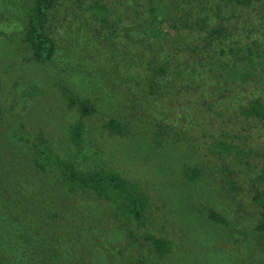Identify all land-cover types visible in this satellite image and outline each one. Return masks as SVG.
Returning <instances> with one entry per match:
<instances>
[{"label": "rangeland", "instance_id": "1", "mask_svg": "<svg viewBox=\"0 0 264 264\" xmlns=\"http://www.w3.org/2000/svg\"><path fill=\"white\" fill-rule=\"evenodd\" d=\"M32 1L0 0V264H264L253 199L264 189V118L242 112L252 99L264 104V1L222 17L235 59L247 49L257 55L245 67L236 62L244 75L214 74L204 85L156 77L167 57L130 34L149 12L135 0L104 1L117 7L108 23L123 29L113 40L82 0H58L45 23L51 56L30 60L23 27ZM217 2L191 0L190 8L213 11ZM133 64L138 71L124 68ZM66 92L91 112L80 113ZM76 121L79 147L68 132ZM41 137L80 167L133 181L149 198L144 223L125 221L90 192L69 193L55 170L37 169L30 158ZM220 139L232 147L222 154L212 145ZM145 234L171 248L158 256Z\"/></svg>", "mask_w": 264, "mask_h": 264}, {"label": "trees", "instance_id": "2", "mask_svg": "<svg viewBox=\"0 0 264 264\" xmlns=\"http://www.w3.org/2000/svg\"><path fill=\"white\" fill-rule=\"evenodd\" d=\"M104 1L88 0V4H86L85 0H82V3L85 5L84 9L88 10L91 16L100 22L102 27L110 29L106 33L113 40L123 29L120 28L121 25L117 24L119 20L115 25L108 23L109 15L117 7H110L111 10H109L107 3H105L106 1ZM135 1L137 3L141 2L140 5L147 7L149 12L142 29L139 28L140 31L137 30L136 34L131 32L130 34L139 42H144L145 44L154 42L157 47V53H160L158 56L167 57L165 61L157 62L154 66L157 78L177 79V81L179 79L192 78V80L203 83V80L214 74H229L232 77L243 76L244 72L241 67L236 66V62L238 63L239 61L245 67L247 61L252 62L253 56H257L247 49L246 54H240L235 59L239 48L226 44L224 38L226 27L222 24L223 16L225 20L229 21L236 12V17H238L241 14V10L253 6L254 0H219V2L215 3V10L202 11L200 13L190 8L191 0ZM57 2L58 0H33L27 11L23 29L24 39L30 49V60L45 61L51 56L53 42L49 34L46 33L45 23L49 11L55 7ZM223 2L229 5L226 11L220 5ZM123 3V1L119 2V4ZM182 8L184 10L180 11L179 9ZM216 19L217 21H215ZM111 21L113 22V20ZM187 22L190 23L188 24ZM211 22L215 23L211 25ZM188 35L192 37L191 40L190 37H187ZM193 41H200L201 43L198 44L197 42L193 45ZM125 43L127 45V43L134 44L137 42L134 40L129 42L125 39ZM113 45L116 47L115 44ZM142 47L143 50L146 49L145 45H142ZM206 47H210V54L204 57L202 55L203 48ZM131 48L135 49L132 46ZM116 58L119 57L116 56ZM122 60L124 61V59ZM128 67L124 65L127 70H131L134 67L137 68V71L139 70L138 64ZM66 94L69 95L70 101L78 104L80 113L85 115L91 112L92 109L84 99L73 96L69 92H66ZM219 99L221 98L219 97ZM242 112L245 115L263 119L264 104L257 98L252 99L242 108ZM82 128L80 121L69 125L68 132L71 143L76 147H79L81 143ZM115 128H117V132L121 131L118 123H115L113 130ZM212 145L215 147L214 151L219 154L225 153L226 150L232 148L222 139L213 142ZM30 160L40 171H45L47 168L55 170L59 181L69 193H76L82 190L101 197L112 205L117 216H120L125 221H134L136 225H142L146 220V209L149 205L148 195L139 189L133 181L120 173L105 168L80 167L72 158L56 153L50 142L44 137H41L40 141L34 146ZM253 199L259 207L260 214L256 227L261 231L264 238V189L257 190L253 194ZM210 217L216 221L225 222L214 211H210ZM85 231L88 232L89 229L86 228ZM145 237L151 243L155 254L158 256H163L171 248L170 241L163 237H155L150 234H145ZM38 256L41 257L40 254ZM59 256L60 254H58Z\"/></svg>", "mask_w": 264, "mask_h": 264}]
</instances>
